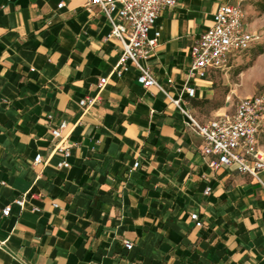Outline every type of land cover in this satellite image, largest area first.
<instances>
[{
  "label": "crops",
  "instance_id": "0c3cea01",
  "mask_svg": "<svg viewBox=\"0 0 264 264\" xmlns=\"http://www.w3.org/2000/svg\"><path fill=\"white\" fill-rule=\"evenodd\" d=\"M242 1L176 0L149 30L160 36L140 62L200 123L236 102L218 84L225 68L187 94L191 44L221 3ZM109 30L87 0H0V264H264V167L211 168L202 135L163 90L137 82L132 63L112 70L121 45ZM95 94L83 110L79 99ZM59 141L70 144L65 167ZM257 143L264 153V126Z\"/></svg>",
  "mask_w": 264,
  "mask_h": 264
},
{
  "label": "built area",
  "instance_id": "2783aa9c",
  "mask_svg": "<svg viewBox=\"0 0 264 264\" xmlns=\"http://www.w3.org/2000/svg\"><path fill=\"white\" fill-rule=\"evenodd\" d=\"M176 0H87L88 4L97 5L105 14L110 30L107 36H114L120 41L121 52L112 70L118 75L128 63L136 68V80L145 87L156 85L180 107L187 115L188 124L194 131L200 133L204 139L201 152L208 159V164L215 169L221 165L236 164L241 172L256 175L264 167V153L257 143V132L264 126V89L246 94L237 99L234 109L229 113L219 114L207 122L200 123L186 108L179 103L180 98H173L156 80L150 68L141 63L158 43L160 30L156 28L152 35L150 28L165 6H171ZM62 2L58 3L61 6ZM260 39V33L245 28L244 10L241 2L221 3L214 13L213 23L208 26L193 41L190 47L192 61L187 69L184 89L189 96L194 95L195 88L191 81L204 77L210 68H225L231 57L239 51L246 50ZM108 75L100 76L97 86L102 88ZM170 81V79H169ZM99 95H85L79 99L83 110L91 106ZM66 125L61 121L51 129L54 137H61L60 129ZM70 144L54 145L63 153V158L57 163L59 167L69 165ZM41 159V154L34 156V162ZM138 161L134 162V166ZM210 187L205 188V193ZM14 202L23 204V196L14 198ZM10 212V204L2 208V214ZM197 226L202 220L196 212L190 214ZM126 248L132 243L124 242Z\"/></svg>",
  "mask_w": 264,
  "mask_h": 264
},
{
  "label": "rangeland",
  "instance_id": "374dc122",
  "mask_svg": "<svg viewBox=\"0 0 264 264\" xmlns=\"http://www.w3.org/2000/svg\"><path fill=\"white\" fill-rule=\"evenodd\" d=\"M241 5L245 20L261 16L263 25L257 31H260V39L250 48L239 51L231 57L225 67L227 80L225 83L221 80L218 83L222 88L232 87L234 103L241 96L264 89V52L255 53L256 45L264 43V9H262L264 0H243ZM195 118L199 121L196 116Z\"/></svg>",
  "mask_w": 264,
  "mask_h": 264
},
{
  "label": "trees",
  "instance_id": "16d2710c",
  "mask_svg": "<svg viewBox=\"0 0 264 264\" xmlns=\"http://www.w3.org/2000/svg\"><path fill=\"white\" fill-rule=\"evenodd\" d=\"M262 9H264V6H262ZM256 43V42H255ZM255 43H253L251 46H253ZM250 46V47H251ZM249 47V48H250ZM248 49V48H247ZM262 52H264V43H262V44H257L256 45V48H255V53L256 54H258V53H262Z\"/></svg>",
  "mask_w": 264,
  "mask_h": 264
}]
</instances>
